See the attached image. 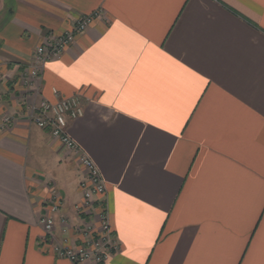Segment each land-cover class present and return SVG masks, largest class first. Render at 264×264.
I'll return each mask as SVG.
<instances>
[{
    "label": "crops",
    "instance_id": "crops-1",
    "mask_svg": "<svg viewBox=\"0 0 264 264\" xmlns=\"http://www.w3.org/2000/svg\"><path fill=\"white\" fill-rule=\"evenodd\" d=\"M95 10L40 87L87 98L68 133L106 184L105 264H264V0H0V264H74L39 219L58 191L56 242L80 243L85 169L21 116L20 73Z\"/></svg>",
    "mask_w": 264,
    "mask_h": 264
},
{
    "label": "built area",
    "instance_id": "built-area-1",
    "mask_svg": "<svg viewBox=\"0 0 264 264\" xmlns=\"http://www.w3.org/2000/svg\"><path fill=\"white\" fill-rule=\"evenodd\" d=\"M101 16V10L82 14L74 19L71 29L49 33L36 47L31 63L20 73V83L24 87L23 104L26 106V112L21 116L47 131L66 149L74 152L85 169V176L80 182L82 198L74 206L75 212L82 220L74 227L75 237L80 243L72 244L70 239L71 245L68 244V236L60 243L56 242V215L63 205L62 196L58 191L52 190L49 200L45 203V211L39 219L46 240L53 246L55 253L74 264L88 261L93 264H105L108 258L120 249V243L110 223L104 179L94 161L80 151L68 133L69 120L84 115L87 98L79 94L64 97L54 90L56 99L50 101L41 97L40 82L47 63L59 59L75 41L76 36L86 32L92 22ZM16 113L7 114L3 118L4 124L13 123L18 118ZM63 233L68 234L67 227L63 228Z\"/></svg>",
    "mask_w": 264,
    "mask_h": 264
},
{
    "label": "rangeland",
    "instance_id": "rangeland-1",
    "mask_svg": "<svg viewBox=\"0 0 264 264\" xmlns=\"http://www.w3.org/2000/svg\"><path fill=\"white\" fill-rule=\"evenodd\" d=\"M4 80H6V78L5 77H3V78H0V83H2ZM1 86V85H0ZM3 91H5L4 90V88H3V90H2V92L1 93H3ZM17 101V100H16ZM17 103L19 104V100L17 101ZM10 112L8 111V110H2V112H1V115H2V119L7 115V114H9Z\"/></svg>",
    "mask_w": 264,
    "mask_h": 264
}]
</instances>
